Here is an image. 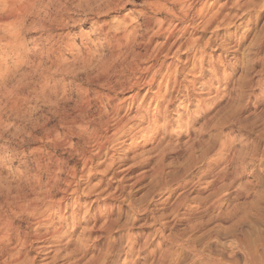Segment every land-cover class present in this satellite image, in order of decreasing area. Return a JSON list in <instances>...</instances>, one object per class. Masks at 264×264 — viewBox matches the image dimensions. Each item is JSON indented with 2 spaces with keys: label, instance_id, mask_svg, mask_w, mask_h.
Here are the masks:
<instances>
[{
  "label": "rangeland",
  "instance_id": "obj_1",
  "mask_svg": "<svg viewBox=\"0 0 264 264\" xmlns=\"http://www.w3.org/2000/svg\"><path fill=\"white\" fill-rule=\"evenodd\" d=\"M179 1L0 31V264H264V0Z\"/></svg>",
  "mask_w": 264,
  "mask_h": 264
},
{
  "label": "bare ground",
  "instance_id": "obj_2",
  "mask_svg": "<svg viewBox=\"0 0 264 264\" xmlns=\"http://www.w3.org/2000/svg\"><path fill=\"white\" fill-rule=\"evenodd\" d=\"M34 2H35V0H0V31L8 33L9 37L15 36V34H14L15 31L18 30L19 26L23 25V23H24L25 19L27 18L28 14L31 13V11L33 9V6H34ZM178 3L181 5L180 1ZM192 4H193L192 2L191 3L188 2V4L181 5V7H180L181 12L183 14H186L187 11L192 6ZM198 12H197V14H198ZM214 12H216V11H214ZM218 14H217V16H218ZM214 17H215V15H214ZM203 19L205 21V18H203ZM178 20H177V23H174V25H176L175 26L176 29H179V31L182 33V32H184L186 30L187 24H182L181 23L180 20H182V17H179ZM170 21H172V19H170ZM170 21H168V22H170ZM211 21H213L212 18L207 19L206 20V24L204 25L203 28H205ZM202 23H203V21H202ZM13 45H15V43ZM153 66H154V63L151 64L149 67L147 66V68H145V70L147 71L148 69L152 68ZM157 71H158V69L154 73H156ZM153 77H155V76H153ZM151 80H152V78L150 79V81ZM1 232H2V229L0 230V233ZM17 258H15V259H17ZM206 259L210 260L208 258H206ZM206 262H208V261H206ZM249 264H254V262L251 261Z\"/></svg>",
  "mask_w": 264,
  "mask_h": 264
}]
</instances>
